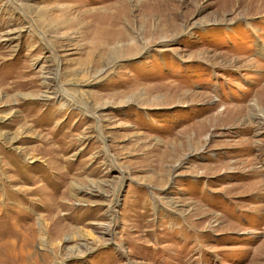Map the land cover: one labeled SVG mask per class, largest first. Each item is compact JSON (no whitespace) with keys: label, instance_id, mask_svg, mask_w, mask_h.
Masks as SVG:
<instances>
[{"label":"rangeland","instance_id":"1","mask_svg":"<svg viewBox=\"0 0 264 264\" xmlns=\"http://www.w3.org/2000/svg\"><path fill=\"white\" fill-rule=\"evenodd\" d=\"M0 264H264V0H0Z\"/></svg>","mask_w":264,"mask_h":264},{"label":"bare ground","instance_id":"2","mask_svg":"<svg viewBox=\"0 0 264 264\" xmlns=\"http://www.w3.org/2000/svg\"><path fill=\"white\" fill-rule=\"evenodd\" d=\"M258 109V108H257Z\"/></svg>","mask_w":264,"mask_h":264}]
</instances>
